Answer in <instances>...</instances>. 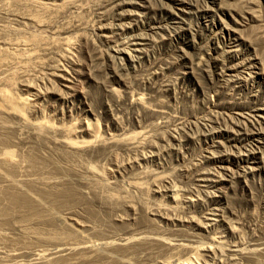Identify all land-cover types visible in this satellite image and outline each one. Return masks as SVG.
I'll list each match as a JSON object with an SVG mask.
<instances>
[{
  "label": "rangeland",
  "instance_id": "1",
  "mask_svg": "<svg viewBox=\"0 0 264 264\" xmlns=\"http://www.w3.org/2000/svg\"><path fill=\"white\" fill-rule=\"evenodd\" d=\"M0 107V264H264V0H0Z\"/></svg>",
  "mask_w": 264,
  "mask_h": 264
},
{
  "label": "bare ground",
  "instance_id": "2",
  "mask_svg": "<svg viewBox=\"0 0 264 264\" xmlns=\"http://www.w3.org/2000/svg\"><path fill=\"white\" fill-rule=\"evenodd\" d=\"M3 95H4V92H3ZM3 95L1 94L2 97H3ZM5 95H6V96H5L4 100L7 99L6 97H8V96H7L8 94L5 93ZM2 99H3V98H2ZM23 99H24V98H23ZM23 99H22V100H23ZM8 100H9V99H8ZM25 100H26V99H25ZM27 100H28V99H27ZM27 100H26V102H27ZM6 101H7V100H6ZM26 102H25V103H26ZM23 104H24V103H23ZM26 105H27V104H26ZM1 106H3V105H1ZM0 108H1V107H0ZM198 247H199V246H198ZM198 247H195V248H197V250H198ZM200 247H201V246H200ZM199 249H200V248H199ZM201 249H202V248H201ZM194 250H195V249H194ZM199 251H200V250H198V252H199ZM201 251H202V250H201ZM195 252H196V250H195ZM195 252H194V253H195ZM198 252H197V253H198ZM194 253H193V254H194ZM199 253H200V252H199ZM196 256H197V255H195V257H196ZM199 256H200V255H199ZM193 257H194V256H193ZM197 258H199V257H197ZM195 260H197V259H195ZM188 261H189V260H188ZM190 261H191V258H190Z\"/></svg>",
  "mask_w": 264,
  "mask_h": 264
}]
</instances>
